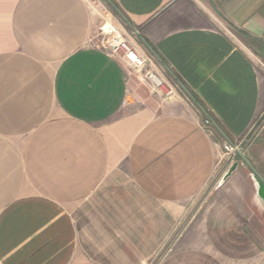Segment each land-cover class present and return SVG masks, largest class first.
I'll return each mask as SVG.
<instances>
[{
	"label": "crops",
	"instance_id": "obj_1",
	"mask_svg": "<svg viewBox=\"0 0 264 264\" xmlns=\"http://www.w3.org/2000/svg\"><path fill=\"white\" fill-rule=\"evenodd\" d=\"M122 22L194 107L145 102L144 66L100 37ZM225 142L264 178V0H0V264H149L175 230L155 264H264Z\"/></svg>",
	"mask_w": 264,
	"mask_h": 264
},
{
	"label": "rangeland",
	"instance_id": "obj_2",
	"mask_svg": "<svg viewBox=\"0 0 264 264\" xmlns=\"http://www.w3.org/2000/svg\"><path fill=\"white\" fill-rule=\"evenodd\" d=\"M115 16L118 18L116 13ZM122 24L123 26L121 25L119 26L121 28V30L120 29L119 30L122 33L125 32L128 35H135V33L133 32L130 26L124 24L123 22ZM109 26L110 23H108L105 28ZM102 27H101L100 37H102L101 36L103 32ZM143 66L144 67H142L141 70H138L140 72L137 71L138 73L136 72V74L143 77V81H142L143 83H141L142 84L141 87L144 89V94L146 95L145 99L147 101L145 102L147 103L150 102V104L153 106L155 105L157 111H161V112L169 111L171 109L184 111V110H188L191 107H194L193 102L191 101L190 97L186 94V92L178 85V83L172 77H170L168 74H166L165 76L164 75L165 73L161 71L163 69L162 68L159 69V66L156 62L153 63V60L146 59ZM150 73H152V75L154 76L152 77ZM159 82H163V83L159 86L157 84ZM203 123L206 124V118L203 120ZM210 127L211 129H214L213 125ZM259 127H260V121H257L252 129L251 136L253 133L257 131V128ZM221 163H223V159H221ZM211 191H213L212 187L210 188L208 193H211ZM182 231L183 230H175L171 234L170 238L163 246L160 257L163 258L167 253H169V251L173 247H176L175 244L179 243V237L183 233ZM160 257L156 258V260L154 259L151 260L149 264H155V261L157 263Z\"/></svg>",
	"mask_w": 264,
	"mask_h": 264
},
{
	"label": "built area",
	"instance_id": "obj_3",
	"mask_svg": "<svg viewBox=\"0 0 264 264\" xmlns=\"http://www.w3.org/2000/svg\"><path fill=\"white\" fill-rule=\"evenodd\" d=\"M103 32L101 34L102 36V43L103 46L107 49H109L112 53L117 54L120 50L124 52V57L127 59L128 63L130 65H134L137 67H141L145 63V58L140 55L129 43V41L126 39V37L123 35V33L113 25H110L109 27L105 28L103 27ZM133 52H136L138 55L141 56L142 60L140 61L137 58V55H133ZM150 75L153 77L152 73ZM159 86L162 84V82L157 83ZM204 126L211 130L212 122L210 118H206V124ZM241 148L240 145L233 144L230 142L224 143V152L222 157L223 158H233L238 154V150Z\"/></svg>",
	"mask_w": 264,
	"mask_h": 264
},
{
	"label": "water",
	"instance_id": "obj_4",
	"mask_svg": "<svg viewBox=\"0 0 264 264\" xmlns=\"http://www.w3.org/2000/svg\"><path fill=\"white\" fill-rule=\"evenodd\" d=\"M121 16L124 18V20H126L127 22H129L127 20V18L121 14ZM181 86L183 87V89L185 90V92L192 98L194 99L193 95L191 94V92L189 90H187V88L181 84ZM199 104V103H198ZM200 109L208 116V113L206 112V110L204 109V107L199 104ZM215 126L221 131V129L219 128V126L214 122ZM238 154L241 157V159L251 168L252 172H253V176L256 180L257 183V187H258V195L261 198L263 204H264V178L261 176V174L257 171V169L254 167V165L251 163V161L248 159V157L246 156L245 152H244V148H239L238 150ZM238 162L234 163L230 169L228 170V172L226 173V175L224 176V180L227 179L237 168L238 166Z\"/></svg>",
	"mask_w": 264,
	"mask_h": 264
},
{
	"label": "bare ground",
	"instance_id": "obj_5",
	"mask_svg": "<svg viewBox=\"0 0 264 264\" xmlns=\"http://www.w3.org/2000/svg\"><path fill=\"white\" fill-rule=\"evenodd\" d=\"M133 55H134V56L137 55V58H138L140 61L142 60L141 56L138 55L136 52H133Z\"/></svg>",
	"mask_w": 264,
	"mask_h": 264
}]
</instances>
